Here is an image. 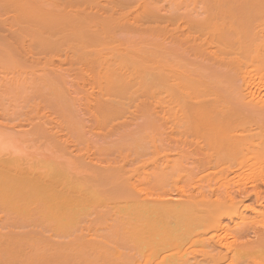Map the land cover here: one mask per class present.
<instances>
[{
    "label": "bare ground",
    "instance_id": "bare-ground-1",
    "mask_svg": "<svg viewBox=\"0 0 264 264\" xmlns=\"http://www.w3.org/2000/svg\"><path fill=\"white\" fill-rule=\"evenodd\" d=\"M10 1H12L11 4L14 1H21V4L18 3L19 6L17 7L14 5L15 9L10 2L7 3L4 0V3L0 2V8L3 6L4 9L9 8V11L12 9L16 11L14 12L17 15L12 11L11 14L14 13L12 17H8L10 19L7 18L9 22L12 23L13 21L14 23L17 20H15L17 18L15 16H18L19 13L24 20L30 21L34 25V36L38 37H35L36 39L33 38L40 42L31 46L35 48L32 53L36 50L35 55L39 49L36 46H40V44L42 47H44V44L45 47L46 45L50 46L49 48L54 49V51L59 48L57 49L59 54L61 50H64L63 47H60V44L69 41V44L66 43L68 47H65V49H68V52L71 48L73 49L70 50L72 54L69 52L71 60L74 57V62L77 64L79 62L81 64L83 60V63L85 61V65L91 68L88 65L89 63L86 64V62L91 60L88 58L90 56L88 54L92 55V50L94 52V49H100V51L98 50L97 52L96 50L94 52V56L97 55L94 60L92 59L91 63L92 66H98L99 69H96L97 77L93 74L95 72H92L93 79L96 78V81L90 80L91 82L93 81L92 83H100H96L99 86H97L99 90L105 87L106 92L103 90L105 88L101 89L105 95L107 93L109 95L110 93L112 94L111 91L115 93V91L120 90L121 92L117 91L115 93V97L117 94L124 96L126 92L131 91L132 86L134 87L135 80L139 85L147 82V80L154 84V87L151 86L150 89L151 84L145 83V86L150 84L149 87L146 86V89H150V94L154 95L153 98L155 97L152 100L154 105L152 104L150 108V111H153L150 112V114L153 113L150 115V117L153 116L151 117V119L153 118L152 122L148 120L149 123L146 121L144 124L147 118L150 119L149 111L146 113V109H148V106H146V109L144 108L143 110V112L146 110L144 112L146 115L139 110L140 113L142 112V118H146L142 124L136 121L135 124L128 123L129 127H127L128 124L122 122L123 124L117 127L120 128L126 125V130L121 132V134H116V137L99 138L100 142L96 145L97 147L95 146V149L96 153L105 151L111 146H116L117 149L120 146L121 148L126 146L128 149L130 146L132 148L130 150L137 149V136L139 137L142 133L137 134L146 125L150 126L154 132L153 143L155 152L154 157L151 158L154 159V161L152 160L154 164H151L154 169L151 175L154 176L152 177L154 181L156 180L154 187L158 188L157 190H152L151 193L148 191V194L142 193L143 191L140 192L141 190L139 189V191L138 188L136 189L135 187H138L137 183L140 180L145 181V179L151 178V176L147 178L148 173L141 172L138 168L133 167L134 169L131 168V171H129L130 169L125 170L126 168L124 169L120 165H100L94 161L92 154L72 155L68 145H60L63 143L61 138L64 136L63 133L66 126H63L57 119L53 120V122L49 121L53 123L52 125L33 123L30 127L20 131H15L0 121V232L2 228L4 230L0 234V244L10 242L14 245L35 247L40 252L38 257L39 264H264V88L262 91L258 90V85L262 84H259V81L254 78V80H249V77L253 75L264 77V0H211V2L208 0V4L204 2V5L207 4L208 6H205V9L200 11L201 13L193 16L189 13H180L176 8H161L162 6L156 5L155 2L153 3L155 5H153L152 2L154 0H148L152 5H148L149 2L147 0L145 2L144 0H138V2L133 0L137 2L136 4L132 3L133 6L130 3L133 1L127 0L130 3L127 2L128 7L132 10L135 9L134 12L126 7L125 0L122 1L123 4L118 2L119 0L106 1V4H110L108 2L112 1L111 4L113 6L116 2L117 7H113L111 4L109 6L106 5L104 4L105 1L103 2L104 5H101L99 4L101 0H93V3L95 2L94 5L91 4L92 0H45L48 2L42 0L46 5L53 6L52 10L51 8H45L47 6L43 5L44 3L41 0ZM61 1H65L63 3L65 6L60 7L56 11L54 8L60 6L57 5L59 2L62 5ZM139 1L147 4L148 14L146 13V17L151 15V17L147 18H152L154 23L151 29L140 28L138 30V25L135 26L137 29L135 27L134 29L138 30L137 32L142 31V34H145L144 32L147 30H151L152 33L150 34L153 36L154 47L151 51L150 49H148L149 51L144 49L145 52L143 50L136 52L138 49H134L135 56H131L128 51H123L125 50L122 49L123 46L121 45L123 41L120 43L118 41L119 38L116 39L115 34H119L117 35L118 37L121 35L119 26L125 27L131 25L134 21L136 22V20L140 21L135 18L138 13L139 17L142 15L139 9L142 3L140 2L141 4L138 6ZM15 2L14 4H16ZM55 2L58 3L56 4ZM87 2H91L89 4L90 6L93 5L92 8H95V10L89 12L88 10H91L90 7V9H86V13L85 8H89ZM84 3L87 5L85 4L86 6H83V9L81 5ZM118 5L122 10L118 8ZM12 6L13 8L11 9ZM66 6L70 8L75 6V8L67 10ZM136 6H138V9H136ZM155 6H160V8ZM3 7V11H0L6 12ZM113 8H115L114 10L119 9V12H127L128 10L127 13L129 15V11L133 12L131 20L129 19L131 15H128V17L124 15L126 12L124 14L120 12L119 16L116 12L118 10L114 11ZM136 10H138V13L135 16ZM112 14H116L115 17L118 15L119 19L124 16L122 18L123 21L120 19L121 22H118L119 26L117 24L118 18L117 21H114V18L113 21H109V18L113 17ZM54 16H59L60 18H53ZM143 16L145 17V15H142V21L144 20ZM78 17H82V19L87 17L88 21L87 19L84 20L89 24L83 23L86 21H82ZM103 18L106 19L104 20ZM132 18L135 20L133 21ZM2 19L0 22L6 23L7 19ZM76 19H79L80 22L82 21V25L80 22L78 24L73 23L72 20L76 22ZM97 19H101L100 21L104 24H106L105 21L107 19L111 23L115 22L117 25H113H116L119 29L116 27L113 29V26L109 23L106 26L107 28L110 27V29L103 30L105 26L102 29L101 25L103 23L100 21L98 23ZM144 22L146 23V21ZM3 23L1 25L6 27V29L10 25L6 23L8 25L5 26ZM23 23L28 25L25 21ZM85 24H88V26L91 24L96 27L90 25L89 28H92L93 32L91 30H89L91 32H88L89 28L84 27ZM12 25L17 26L19 24H11V28ZM78 25H81V27L79 26L76 29ZM21 26L23 25H19L18 28L20 29ZM29 26L31 27V25ZM64 27L65 29L68 28L67 32L64 29L66 34L62 29ZM97 27L101 29L94 31V28L96 29ZM46 28L48 30L50 28L52 35L49 34L50 30L48 31ZM85 28L92 35L88 39L92 40H90L91 43L94 41L92 46H95L92 47L93 49L90 47L92 50L88 46L87 48L90 50H87L89 52H87L86 46L90 41L88 40V42L87 39H84L86 43L83 40L84 37H81L82 39L79 37L78 32L77 34L72 31L73 34L77 35H74V38L72 37L73 35L69 39L65 36L68 33L70 37L69 29L79 30L80 32V30L82 31ZM115 28L118 33L114 32L117 31ZM128 29L123 32L126 34L132 31L133 28L129 29V31ZM0 30V33H2L4 29ZM45 30L49 33H44ZM86 31L84 32L85 38L88 36ZM10 33L14 35V32L10 31ZM108 33L113 34L111 35L113 36L111 41ZM5 34L3 35L5 36ZM61 34L68 41L65 38L63 41ZM47 35L50 39L54 37V42L45 39L46 37L49 38ZM122 35L124 34L122 33ZM15 36L12 37L19 40V37L16 38L17 36ZM13 38L9 40L13 41ZM34 40L32 39V44L35 42ZM59 40H62L60 44ZM14 41L13 45L17 42V47H20V41ZM0 42L2 45L3 41ZM96 42L101 48H98ZM4 43L2 45L3 50L11 42H7L8 45L6 47ZM83 43L86 44L85 47ZM118 43L122 46L121 49L117 48L119 47ZM66 44L64 43V45ZM151 44L148 45L151 46ZM55 45L58 47H55ZM74 45H77L76 50ZM19 47L17 50H19ZM78 47L82 50L78 51ZM14 49L13 51H16ZM27 50L24 45V53ZM46 50L48 53L47 47ZM4 51L6 52L7 50L5 49ZM38 51H41V49ZM5 52L3 53L0 50V58L7 57V52ZM9 52L10 50L8 55L11 56ZM16 52L18 54V51ZM46 52L45 55H42L45 60ZM24 53L21 58L27 57V53ZM136 53L138 54L136 55ZM17 54L14 53L15 56ZM55 54L53 52V56ZM64 54L62 55L64 56ZM76 54L83 55L81 57H85L84 59L88 60L82 59L79 55H77V58ZM2 55L4 56L2 57ZM63 56L62 59H64ZM140 56L152 59L153 64L151 66L153 69L151 66V68L147 67L148 70H151H149L150 72L153 71L151 75L146 70L147 68L144 65L146 63H144L142 58L140 59ZM32 57L35 58V56ZM36 57L38 58V56ZM75 57L77 59L80 57L81 61H77ZM28 58H30L29 55ZM28 58H24V60ZM9 59L7 57V60ZM48 60H51V57ZM60 63H62V60ZM38 64L40 65V63ZM51 65L53 66L54 64ZM27 66L28 68L30 67L29 65ZM50 68L53 70L55 67ZM93 68L95 69V67ZM55 69L58 70V67ZM59 69H63L62 64ZM76 69L78 68L75 67ZM102 69L103 71H100ZM44 71H41L42 75ZM48 71L50 72V69L45 71L47 76ZM39 72L37 73L40 74ZM98 72L99 75L103 72L106 74H103L104 77L107 78L105 80L101 78L103 75L98 77ZM145 72L148 75L147 77L144 76ZM31 75L34 76L33 74ZM52 75L55 74L52 72ZM52 75L51 80L56 77ZM138 77L142 82L138 80ZM143 77L146 78V81H144L145 78ZM41 78H39L40 83L35 80L38 82H35V84L41 85V82L44 81V78L42 81ZM64 79L62 78L61 80ZM100 79L105 83L102 84L103 82ZM51 80L45 79V82L48 81L49 84ZM61 80L57 82L60 84ZM108 80L110 81L108 82ZM9 81L11 80L9 79ZM9 81L8 83H10ZM64 81L66 82L67 80ZM140 86L144 85L141 84ZM83 87L85 88V85ZM126 88L129 89L125 90ZM46 90V93L51 94V89H49V92L48 89ZM102 91H99V93ZM26 93L29 94L28 92ZM57 94L58 92L53 93L51 96H58ZM59 94L63 95L62 92ZM25 95L24 97H26ZM105 95V99L101 98L104 102L107 97ZM121 95H119L120 99L123 100L125 98V101L129 99L126 96L122 98ZM46 96L48 97V95ZM130 96L132 97L133 95ZM21 97H23V94ZM58 97H55V99ZM115 97L112 98L114 99ZM119 97L117 96L118 99ZM108 98H111V96H108ZM60 99L64 101L62 96L59 101ZM56 100V103L60 105L58 99ZM63 101L60 103L62 106L65 103V111L69 104H67V101H64V103ZM115 101L116 104H119L117 102L119 100ZM109 102L112 104L111 101ZM109 104H107L108 107L111 105ZM116 104L113 105V108L117 106ZM136 107L139 108L138 106ZM124 108L127 107H123L121 111H124L125 114ZM57 109L61 110L60 107ZM96 109H98V105ZM115 109V113L110 111L111 115L109 113L106 114L108 112L107 109L106 112L103 111V114L100 110V117L107 115L109 116L108 118L105 117L106 119L115 117L117 110L120 111V108ZM67 111L69 112V110ZM121 111L118 113L119 115ZM139 117V119H142L141 116ZM134 118L136 119V117ZM144 144L146 143L144 142ZM109 149L111 150V148ZM112 152L116 151L113 149ZM180 169L188 171L185 172L183 170L187 175L186 179L189 178L195 184L197 182L199 184L192 189L190 188L191 190L188 187V191L184 186V189H182L183 187L178 189L179 187H176V183L174 184L173 180L169 178H172V176L169 175L172 174L173 170ZM177 178L179 179L176 175L175 182ZM190 180H187L189 184L192 183ZM154 181L152 180L153 183ZM184 184L186 185V183ZM195 184L192 185L194 186ZM181 189L187 192L182 191L183 193H181ZM100 205L104 208L102 212H106V215H109L112 220L110 223L112 226L110 237H90V235L83 233L74 235V238L69 239L54 237V235H58L57 231L62 229V227L69 226L72 222L71 219L83 213L85 214L87 210ZM221 211L225 213L223 214ZM246 211H249V213ZM108 227L110 230V226ZM16 228L17 230H15ZM44 229L46 232L50 230L51 236ZM42 231L47 235L43 236ZM52 231L54 232L52 233ZM28 235L36 236L37 238L30 240L26 238ZM94 235L96 234L94 233ZM229 238L234 239L230 241ZM62 250H65L66 253L61 252Z\"/></svg>",
    "mask_w": 264,
    "mask_h": 264
},
{
    "label": "rangeland",
    "instance_id": "rangeland-1",
    "mask_svg": "<svg viewBox=\"0 0 264 264\" xmlns=\"http://www.w3.org/2000/svg\"><path fill=\"white\" fill-rule=\"evenodd\" d=\"M3 1V2H2ZM0 0V2L1 3H4V0ZM42 1V0H41ZM45 1V0H44ZM89 1V0H88ZM97 1V0H96ZM100 1V0H99ZM105 1V3L104 4H106L107 2L106 1H108V0H101V3H99V4H101V5H104L103 4V2ZM113 1V0H112ZM112 1L111 2H108V3H112ZM116 1V0H115ZM114 1V2H115ZM118 1V0H117ZM122 1H124V0H119L118 2H122ZM129 1V0H128ZM127 0H125V4L127 5L126 7L127 8H129L128 6V2ZM131 1V0H130ZM133 1V0H132ZM148 1V0H147ZM146 1V2H147ZM210 2H211V0H209ZM6 2L7 3H9L10 2V4H11V2L12 1H10V0H6ZM15 2V1H14ZM14 2H13V4H11V5H16V7L17 6H19V4H21V1H16L15 3L16 4H14ZM43 2V1H42ZM45 2H48V1H45ZM65 1H61V3H62V5L61 4H59L58 2V4L57 5H60V6H58V7H55L54 9L57 11L58 9H60V7H63V6H65L63 3H64ZM84 2H86V1H84ZM128 2V3H127ZM137 2H138V0H137ZM136 1H133V2H130L131 4L132 3H134V4H136L137 3ZM142 3V6H141V8L139 7V9H140V11H141V13H142V15H145V17H144V20L142 21V19H141V17H142V15L139 17L138 15H139V13H138V10H136L135 11V16H136V14L138 13V15L135 17V18H138L140 21H137L136 20V22L134 21L135 19H133L132 18V20L135 22H133V21H130V22H133V23H131V25H129V26H125L126 27V29H124L123 30V28H125L124 26H119V24H118V22H121V20H122V18L124 17V16H122L123 14H124V12H126V11H124V12H122V11H120L121 13H123L121 16V20L119 19V17H115V15L118 13H120L119 12V5H118V8L119 9H116V10H118V11H116V10H114L115 8H113V10L114 11H116L117 13L114 15V14H112V18H109V21H113V18H114V21L116 20L117 21V18H118V21H117V24H118V26L120 27V30H119V33L122 35V33L125 35H120L119 37L117 36V35H119V34H115L116 35V39H118V41L121 43V41H123V43L121 44L122 46H123V48H122V46H120V44L118 43V45H119V47H117V48H122V49H125V50H123V51H128V54L129 55H131V56H135L134 54H135V50L134 49H138V50H136V52H138V51H141V50H143L144 51V49L145 50H148V49H150V51H151V49L153 50V45H154V40H153V36H151V34L150 33H152L151 32V30H147V31H145L144 33L145 34H142L143 32L142 31H139V32H137L140 28H142V29H144V28H148V29H151V27H152V25H153V19L152 18H147V17H151V15L150 16H147L146 17V15L148 14L147 13V4L145 3V4H143V2L142 1H139V5L138 6H140V4ZM144 2H145V0H144ZM149 2V1H148ZM152 2V1H151ZM156 3V5L158 4V5H161L162 7L161 8H176L177 10H178V12H180V13H189L190 15H195V14H197V13H201L200 11H203L204 9H205V6H208L207 4V2H208V0H154L153 2H152V4L153 3ZM204 2L205 3H207L206 5H204ZM19 3V4H18ZM44 3V2H43ZM88 3V2H87ZM89 3H91V2H89ZM88 3V6H89V8L87 7V8H85V12L87 13V10L86 9H90V7H91V10H88L89 12L90 11H92V10H95V8L93 9L92 8V6L95 4V2L93 3V0H92V3L91 4H93V5H91L90 6V4ZM129 3V4H130ZM9 4V5H10ZM56 4H55V6H56ZM80 4H82V3H80ZM86 3H84L83 5H81L82 6V8L84 9V7L83 6H86L85 5ZM110 4H106V5H110ZM119 4V3H118ZM122 4H123V2H122ZM121 4V5H122ZM124 4V5H125ZM149 4H151L150 2L148 3V5ZM151 4V5H152ZM6 6H7V4H5ZM4 5V6H5ZM8 5V6H9ZM10 5V6H11ZM43 5H45V6H47V7H45V8H47V9H49V8H51V10H52V7H50L49 5H46V3H44ZM112 6H113V4H111ZM117 4H116V2H115V5L113 6V7H115ZM153 5H155V4H153ZM1 6V5H0ZM5 6V7H6ZM13 6L11 7V9L13 8ZM112 6H110V7H112ZM123 6V5H122ZM132 6H133V4H132ZM138 6H136V9H138L137 7ZM3 7V6H2ZM2 7L0 8V10H2ZM16 7L14 6V8L16 9ZM117 7V6H116ZM121 7V6H120ZM156 7V6H155ZM157 7H159L160 8V6H157ZM156 7V8H157ZM66 8H67V10H71L72 8L74 9L75 8V6H73L72 8H70V7H67L66 6ZM69 8V9H68ZM82 8H80V9H82ZM127 8H126V10H127ZM132 8H134V7H132ZM147 8V9H146ZM151 8V7H150ZM153 8V7H152ZM155 8V9H156ZM207 8V7H206ZM3 9H4V7H3ZM155 9H151V10H155ZM55 10H53V11H55ZM112 10V11H113ZM120 10H122V9H120ZM129 10H131V11H133L134 12V10L135 9H130L129 8ZM3 11V10H2ZM4 11H6V12H1L0 11V20L3 18H8V17H12V15L16 12L15 10V12L13 11V9L11 10V11H9V8H7V9H4ZM8 11V12H7ZM12 11L14 12L13 14H11L12 13ZM113 11V12H114ZM131 11H129V13H130V15L127 13L128 12V10H127V12H126V14H124L125 16H130V20H131V17H132V13L133 12H131ZM149 12H150V10H149ZM147 13V14H146ZM153 13V12H152ZM151 13V14H152ZM16 14V13H15ZM55 14V13H54ZM8 15V16H7ZM17 15V14H16ZM15 16V15H14ZM83 16V15H82ZM119 16H120V14H119ZM128 16V17H129ZM15 17H17V18H15ZM14 18H15V20L17 21H14V23H13V21H12V23L11 22H9V20L8 19H10V18H8L7 19V21H6V23H8V24H10V25H8L9 27H7V29H6V27H3V25H1V27H0V29H4V30H2V33H0V38H2L0 41H3V43H4V41H6V43H4V45H5V47L8 45V43L9 42H11L10 44H11V46H10V44L6 47V48H4V50L6 49L7 51V53L3 50V43H2V45H1V42H0V50L4 53H6V55H7V57H9L10 59V61H11V63H10V61L9 60H7V57L5 56L4 58H0V121L3 123V124H6L7 125V127H11V128H13L15 131H20V130H22V129H25V128H28V127H30L33 123H43V124H45V125H48V124H53V123H50L49 121H52L53 122V120H55V119H57V120H59L60 122H61V124L63 125V126H66V129H65V131H64V136H62V138H61V140H63V143H61L60 145H68L69 147H70V149H71V154L72 155H86V154H89V155H91V156H93L94 157V161L97 163V164H100V165H105V166H115V165H120V166H122V168L124 167V169L125 170H128V169H130L129 171H131V168H138L141 172L143 171L144 173H148V176H147V178H149L150 176H151V178H149V179H145V181L144 180H140L138 183H137V186L138 187H135L136 189L138 188V190L140 191V192H142V193H146V194H148L147 192L148 191H150L149 193H151V191L152 190H157V188L158 187H154V185H155V181H154V179L152 178V177H154L153 175H151V172L154 170L152 167H153V165H151V164H154V162H152V160L154 161V159H151V158H153L154 157V155H155V152H154V139H153V137H154V132L152 131V128H150V126H148V125H146V126H148L147 128H145V127H143V130H141V131H139L140 133H138L137 135H139V134H141V135H139V137L137 136V138H138V140H137V142H136V148L137 149H134V150H130V149H132L129 145V149L128 148H126V146H125V148H124V146H123V148H121V146L119 147V148H121V149H119V152H118V149L116 148V146H111V147H109V148H111V150L113 151V149H114V151H116V152H112L109 148L108 149H106L105 151L103 150L102 152H98V153H96V149H95V146L96 145H98V143L100 142V140H99V138L101 139L102 137H116L117 135L116 134H121V132H123L124 130H126L125 129V126L124 127H120V128H118L117 126H120V124H123L122 122H124V123H129V124H131V123H133V124H135L136 123V121H137V123H139L140 122V124H142V122H143V120H145L146 118L145 117H143L142 118V112H143V110H144V108L146 107V106H148L147 108L148 109H146L145 111H146V113L148 112V114H149V117H150V115H152V114H150V112H153V111H150V108H151V106H152V104L154 103L152 100H154L155 99V97L153 98V94L151 95L150 94V89H151V86H153L154 87V84L153 83H150V81L148 82V80H147V82L148 83H150L149 85H150V87H149V85L147 86V87H149L148 89L149 90H147L146 89V86H145V83L146 84H148L147 82H144V81H146V78L145 77H143V78H145L144 79V83H140V85L142 84V85H144V86H140L139 84H137L136 82V80L134 81L135 83L133 84L134 85V87L132 86V89H134V90H132L131 89V91L129 92H126V95H124V96H126L127 98H129V99H127V101H125V98L122 100V99H120V97H119V95H121V94H117V96L119 97V99L117 98V96L115 97V93L117 92V91H120V90H117V91H115V93H113L114 91H111L112 92V94L110 93V95H109V93H107L106 95H105V93L101 90V89H103V88H105V87H102V88H100V90H99V86L98 85H96V83H98V84H100L99 82H94V83H92L94 80L96 81V78L95 79H93L94 77H93V74H94V76H96V74H97V70H99L98 69V66H92L91 65V63H92V61L94 60V58H95V56L97 55H95L94 56V52H96V50H97V52H98V50L100 51V49H94V52H93V48L92 47H95V46H92V45H94L93 43H94V41H93V43H91V41L88 39L89 38V36L91 35V34H89L88 32H93V29L92 28H89L90 27V25L88 26V18L87 17H83L84 19H87V21L86 20H84V19H82V17H80L81 19H82V21L84 20V21H86V22H83V23H88V24H85V26L84 27H86L87 29H88V32L86 31V28L84 29L86 32H87V34H88V36H87V38H85L86 37V35L84 36V30H80V32H79V30L77 31H74L73 29L72 30H70L69 29V34L71 33V35H70V37H69V35H68V33H67V35H65L66 34V32H67V30H68V28L67 29H65V27L64 28H62L63 29V31H64V29L66 30V32H65V36H67V38L69 39V38H71V36L74 38V35L75 34H73V32H75V33H77L78 35H79V37L81 38V37H84L83 38V40L85 39H87V41L89 40L90 41V43H91V46H90V43H88L87 44V46H86V50L88 49L87 47L89 46V48L92 50L91 52L93 53L92 55L91 54H88V55H90L88 58H90L91 60V62L90 61H88V62H86V64L87 63H89L88 65H90L91 66V68L90 67H87V65H85V61H84V63H83V60L81 61L80 59L82 58V59H84L83 57H81V56H83L84 55V53H86V52H84V53H82L83 55H79V54H76V57L78 58V56L77 55H79L80 57H79V59H77L76 57V59H77V61H81V64H80V62H79V64H77L76 62H74V57H73V60H71L72 58L70 57V55L72 54V51H70L69 50V52H71V54H69V52H68V49H65V47H68L67 46V44L66 43H68L69 41L67 40V38H65L64 36H62V34H61V36L63 37L62 38V40L64 41L65 39H66V41H68V42H64L66 45H64V43L62 42V44H60L61 43V41L62 40H59V44L61 45L60 47H63L64 48V50H61L60 51V53L58 54L57 52L59 51V50H57V49H59V48H57L55 51H54V49H50L49 47L50 46H47L46 45V47H47V49H48V53L46 52L47 50H46V47H45V44H44V47H42V45L40 44V46H36V47H39V49L38 50H40L41 49V51H38L37 50V52L38 53H40V54H38V53H36V55H35V52H36V50L32 53V51H33V49H35V48H33V47H31L32 45L34 46V44L36 45L37 43L39 44L40 42H38V40L36 41V40H34V38L35 37H38V36H34V31H35V29H33V28H35L34 27V25L33 24H31L30 23V21L28 22L27 20H24L23 18H22V16L18 13V16H15ZM57 17V16H56ZM55 16L53 17V18H56ZM59 17V16H58ZM57 17V18H58ZM14 18H13V20H14ZM18 18H19V20H18ZM60 18V17H59ZM79 18V17H78ZM79 18V19H80ZM116 18V19H115ZM2 19V20H3ZM62 19V18H61ZM79 19L77 20L76 19V22H74V20H72L73 21V23H76V24H78V22H80L79 21ZM80 19V20H81ZM104 20L106 19V18H103ZM102 19V20H103ZM111 19V20H110ZM146 19V20H145ZM12 20V19H11ZM10 20V21H11ZM25 21L26 22V24H28V25H25V23H23V21ZM60 20V19H59ZM98 20V19H97ZM96 20V21H97ZM101 20V19H100ZM100 20H98V23H99V21ZM103 20V21H104ZM108 20V19H107ZM105 21V23L106 24H104L102 21H100V22H102L103 23V25H101V28L103 29V27H104V29L103 30H105V29H110V27L109 28H107V24H111L112 26H113V29H114V27H116L117 29H119V27H117L116 25V23L115 22H113V23H111V22H109V21ZM120 20V21H119ZM153 20V21H152ZM21 21V22H20ZM63 21H64V19H63ZM81 21V22H82ZM93 21H95V20H93ZM123 21V20H122ZM143 23H142V22ZM144 21H146V23L144 22ZM151 21V22H150ZM20 22V23H19ZM28 22V23H27ZM80 22V24L82 25V23ZM91 22V21H90ZM140 22V23H139ZM6 23L4 22L3 24L5 25V26H7L6 25ZM17 23L19 24V25H23V26H21L20 27V29L18 28L19 27V25H17ZM22 23V24H21ZM30 23V24H29ZM101 23V24H102ZM11 24H16L17 26H14V25H12V28L10 27L11 26ZM70 24V23H69ZM113 24H116V25H113ZM135 24V25H134ZM145 24V25H144ZM29 25H31V27L29 26ZM71 25V24H70ZM81 25H78L77 26V28L76 29H78V27L80 26L81 27ZM110 25V26H111ZM133 25V26H132ZM138 25V30H135L134 29V27L135 26H137ZM141 25V26H140ZM15 28H14V27ZM29 26V27H28ZM92 26V25H91ZM99 26V25H98ZM111 26V27H112ZM143 26H145V27H143ZM147 26V27H146ZM3 27V28H2ZM74 27V26H73ZM84 27H82V28H84ZM92 27H96V26H92ZM100 27V26H99ZM128 27H130L129 29H132V31H129V29H128ZM10 28V29H9ZM17 28H18V30H17ZM82 28H80V29H82ZM100 28V29H101ZM115 28V29H116ZM136 28V27H135ZM47 30H48V28H46ZM99 28L97 27L96 29L94 28V31H99L98 30ZM116 29V30H117ZM127 29H128V33H126L125 34V32L127 31ZM137 29V28H136ZM7 30H9V31H7ZM14 30V31H13ZM33 30V31H32ZM49 30H50V28H49ZM48 30V31H49ZM89 30H91V31H89ZM1 31V30H0ZM10 31L14 34V35H16L15 37L16 38H18L19 37V40H17V39H14L13 37H14V35H11V33H10ZM19 31V32H18ZM46 32V30H45V32L44 33H49V32ZM73 31V32H72ZM122 33H121V32ZM123 31H125V32H123ZM60 32H62V31H60ZM59 32V33H60ZM82 32V33H81ZM114 32H117L118 33V30L117 31H114ZM132 32H133V34H132ZM137 32V33H136ZM141 32V33H140ZM6 33V34H5ZM3 34H5V36L3 35ZM10 34V35H9ZM49 34H51L52 35V33H51V30H50V33ZM82 34H83V36H82ZM93 34V33H92ZM136 34H138L137 36H136ZM3 35V36H2ZM8 35V36H7ZM41 35H43V34H41ZM55 35V34H54ZM53 35V36H54ZM60 35V34H59ZM108 35H110V37H111V39H110V41L112 40V38H113V36H111V35H113V34H111V33H108ZM127 35V36H126ZM132 35H134V36H132ZM13 36V37H12ZM48 36V35H47ZM75 36H77V35H75ZM92 36V35H91ZM151 36V37H150ZM8 37V38H7ZM34 37V38H33ZM44 37H45V34H44ZM49 37V36H48ZM121 37V38H120ZM147 37V38H146ZM149 37V38H148ZM4 38V39H3ZM6 38H7V40H6ZM14 39L15 41H20V43H19V45H20V47H19V50H17L18 49V47H17V45L18 44H16V46H15V44L13 45V41L11 40H9V39ZM42 38V37H41ZM58 38H59V36H58ZM65 38V39H64ZM109 38V37H108ZM152 38V39H151ZM32 39L35 41V42H33V44H32ZM36 39V38H35ZM45 39H47V40H54V37L52 38V39H50V37L49 38H45ZM59 39H61V37L59 38ZM82 39V38H81ZM141 39V40H140ZM56 40H57V36H56ZM55 40V41H56ZM84 40V41H85ZM132 40V41H131ZM14 41V42H15ZM58 41V40H57ZM56 41V42H57ZM88 41V42H89ZM148 41V42H147ZM8 42V43H7ZM54 42V41H53ZM86 42V41H85ZM84 42V43H85ZM132 42V43H131ZM134 42V43H133ZM150 42V43H149ZM42 43V42H41ZM83 43V44H84ZM87 43V42H86ZM98 42H96V44H97ZM150 45L151 43V46H149L148 44ZM43 44V43H42ZM69 44V43H68ZM95 44V45H96ZM114 44V43H113ZM138 44V45H137ZM26 46V50L27 51H25V53H24V51H23V46ZM64 45V46H63ZM72 45V44H71ZM85 45L86 44H84V47H85ZM115 45H116V41H115ZM133 45V47H131ZM137 47H136V46ZM13 46H15V47H13ZM57 45H55V47H56ZM70 46V45H69ZM75 46V50H76V46L77 45H74ZM97 46H98V44H97ZM96 46V47H97ZM136 48H135V47ZM139 46V47H138ZM144 46V47H143ZM147 46H148V48H147ZM12 49H14V50H16V51H18V54H17V52L16 51H13V49L11 50L10 48ZM58 47V46H57ZM100 46H98V48H99ZM150 47V48H149ZM2 48V49H1ZM42 48H43V51H42ZM53 48V47H52ZM62 48V49H63ZM81 48H83V47H81ZM101 48V47H100ZM143 48V49H142ZM147 48V49H146ZM10 50V52L12 51V53H10L9 52V54H11V56L10 55H8V51ZM29 49H31L30 50V52H28L29 51ZM37 49V48H36ZM61 49V48H60ZM85 49V48H84ZM90 49H88V50H90ZM50 50H52V51H50ZM65 50H67V51H65ZM73 50V49H72ZM78 51L79 50H82V49H79V47H78V49H77ZM87 50V52H89ZM63 51H64V53H63ZM85 51V50H84ZM149 51V50H148ZM45 52H46V54L48 55H46L45 56V58H46V60L44 59V56L42 57V55H45ZM50 52H51V54H50ZM53 52H54V56H53ZM61 52H62V54H64V56L61 54ZM74 52V51H73ZM82 52V51H81ZM90 52V53H91ZM145 52V51H144ZM147 52V51H146ZM14 53H16L17 55L15 56L14 55ZM23 53L24 54H26V56L27 57H23V58H21L22 57V55H23ZM31 53V54H30ZM76 53V52H75ZM149 53V52H148ZM1 54V53H0ZM50 54V55H49ZM58 54V55H57ZM74 54V53H73ZM138 53H136V55H137ZM141 54H143V53H141ZM15 56V58H14V56ZM19 55H20V57H19ZM28 55L30 56V58H28ZM69 55V56H68ZM4 55H2V57H3ZM24 56V55H23ZM32 56H35V58H33ZM36 56H38V58L36 57ZM40 56V57H39ZM57 56V57H56ZM62 56L64 57V59H62ZM75 56V55H74ZM98 56H99V54H98ZM42 57V58H41ZM49 57H51V60H48V58ZM52 57H54L53 59H52ZM58 57H59V59H58ZM60 57H61V59H60ZM143 56H140V59L142 58ZM21 58V59H20ZM24 58H28V59H25L24 60ZM55 58H57V59H55ZM87 58V57H86ZM16 59V60H15ZM17 59H19V60H17ZM36 59V60H35ZM37 59H39V60H37ZM42 59V60H41ZM44 59V60H43ZM70 59V60H69ZM93 59V60H92ZM143 59V61H144V63H146V64H144L145 65V67L147 68V67H150L153 63H152V59L150 60L149 58H142ZM22 60V61H21ZM24 60V61H23ZM29 60V61H28ZM31 60V61H30ZM54 60H55V62H54ZM57 60V61H56ZM61 60H62V63H60L61 62ZM84 60H86V59H84ZM88 60V59H87ZM86 60V61H87ZM9 61V63H7ZM28 61V62H27ZM40 61V62H39ZM76 61V60H75ZM21 62V63H20ZM24 62V63H23ZM30 62V63H29ZM42 62H46V63H42ZM50 62V63H49ZM59 62V63H58ZM70 62H71V64H70ZM28 63V64H27ZM38 63H40V65L38 64ZM60 66H58L57 64ZM74 63V64H73ZM141 63H142V60H141ZM18 64V65H17ZM24 64V65H23ZM48 64V65H47ZM51 64H54V65H56V66H52ZM61 64H62V68L63 69H59V68H61ZM65 64V65H64ZM69 64H70V66H69ZM72 64H73V66H72ZM142 64V65H143ZM22 65V66H21ZM27 65H29L30 67L28 68V66ZM44 65H45V67H44ZM74 65H75V67L76 68H78V69H76L75 70V67H74ZM76 65H78V66H76ZM143 65V66H144ZM24 66H26V67H24ZM42 66H43V68L45 69V68H47L46 70H48V69H50V72L52 71L53 72V74H55V75H52V72H51V74H50V72L48 71V76H47V73L45 74V71H44V69L42 68ZM72 66V67H71ZM81 66V67H80ZM83 66H85V67H83ZM32 67V68H31ZM50 67H55V68H57L58 67V70L57 69H55V68H53V70H51V68ZM93 67H95V69L93 68ZM152 67V66H151ZM150 67V68H151ZM37 68V69H36ZM41 69V71H44L43 72V75L41 74L42 72L40 71V69ZM68 68H70L71 69V71H70V69H68ZM73 68H74V70H73ZM83 68V69H82ZM89 68V69H88ZM242 68V67H241ZM21 69H22V71H21ZM43 69V70H42ZM66 69H67V71H66ZM82 69V70H81ZM85 69H87V71H85ZM94 71H93V70ZM97 69V70H96ZM101 69V68H100ZM152 69H153V67H152ZM35 70V71H34ZM56 70V71H55ZM62 70V71H61ZM79 70H81L80 72H81V74H80V72H79ZM146 70H148V68L146 69ZM150 70V69H149ZM148 70V73L151 71H149ZM237 70V69H236ZM239 70V69H238ZM32 71V72H31ZM40 71V72H39ZM70 71V72H69ZM100 71H103V69L102 70H100ZM99 71V72H100ZM21 74H19V73ZM35 72H36V74H38L37 72H39L40 74H38L39 76H41V77H39L38 75H36L35 74ZM56 72H57V74H56ZM59 72V73H58ZM74 72H76V73H74ZM84 72V73H83ZM87 72V73H86ZM92 72H95V73H93L92 74ZM99 72H98V75H99ZM153 72V71H152ZM152 72H150V74L149 75H151L152 74ZM66 73H68V74H66ZM92 74V76H90L91 74ZM18 74H19V76H18ZM31 74H35L36 75V77H35V75L34 76H32ZM64 74H66V75H63ZM76 74H77V76H76ZM85 74V75H84ZM89 74V75H88ZM104 73L102 72L100 75H103ZM51 75L52 76H56L54 79H52L51 80ZM58 75V76H57ZM100 75L98 76V77H100ZM104 75H106V74H104ZM104 75H103V77L101 76V78H103L104 80L107 78H105L104 77ZM60 76V77H59ZM87 76H89V77H87ZM144 76H148L147 74H146V72L144 73ZM253 76H255V77H253ZM252 77H249V80H254V79H256V81L258 80L259 82V84H262L263 85V78H261V77H259L260 75H253ZM19 77V78H18ZM34 78V80H33V78ZM64 77H65V79H64ZM97 77V76H96ZM21 78V79H20ZM32 78V79H31ZM35 78H37V79H35ZM39 78H41V81L43 80V78H44V81L43 82H45V79L46 80H51V81H49L50 83L48 84V81H46L45 83H46V86H47V88H46V86H45V83H43V82H41V85H39V84H35V82H37V81H35V80H38V82L40 81V79ZM57 78H60V79H57ZM64 79V80H67L66 82L64 81V80H61V79ZM88 78V79H87ZM108 78H109V76H108ZM113 78V77H112ZM142 78V77H141ZM254 78V79H253ZM9 79L12 81V82H14V83H12L11 81H9ZM29 79V80H28ZM56 79V80H55ZM86 79V80H85ZM93 80L92 82H91V80ZM148 79V78H147ZM58 80H61V82H60V84L57 82ZM88 80H89V84H88ZM99 80V79H98ZM101 80V79H100ZM111 80V79H110ZM110 80H108V82L110 81ZM138 80H139V77H138ZM262 80V81H261ZM8 81L10 82V83H8ZM28 81V82H27ZM34 81V82H33ZM87 81V82H86ZM102 82V84H104L105 82L103 81V80H101ZM107 81V80H106ZM139 81H141V80H139ZM19 82V83H18ZM37 82V83H38ZM85 82V84H83ZM142 82V81H141ZM7 83V84H6ZM18 85H16V84ZM22 83V84H21ZM27 83V84H26ZM32 83H34V84H32ZM40 83V82H39ZM58 83V84H57ZM65 83V84H64ZM139 83V82H138ZM10 84V86H8ZM14 84V85H13ZM20 84V85H19ZM44 84V86H42ZM53 84V85H52ZM88 84V85H87ZM90 84H93V85H90ZM95 84V85H94ZM33 85V86H32ZM35 85V86H34ZM49 85V86H48ZM50 85H52V86H50ZM61 85H62V87H61ZM85 85V88L83 87ZM262 85H258V87H257V89L258 90H261L262 91V89L264 88V86L262 87ZM17 86V87H16ZM19 86H21V87H19ZM55 86V87H54ZM56 86H58L57 88H56ZM98 86V87H97ZM103 86V85H102ZM106 86H107V84H106ZM110 86V85H109ZM38 87V88H37ZM48 87H50V88H48ZM63 87H64V89H63ZM83 87V88H82ZM131 87V86H130ZM129 87V88H130ZM144 88V89H141V88ZM42 88V89H41ZM60 88V89H59ZM109 88V87H108ZM125 88V87H124ZM128 88V89H129ZM34 89H35V91H34ZM46 89H48V92H49V89H51L50 91H52V92H50L51 94H48V93H46L47 92V90ZM110 89V88H109ZM127 88L125 89V90H128ZM137 89H138V91H137ZM146 89V90H145ZM13 90V91H12ZM63 90V91H62ZM105 92H106V88L105 89H103ZM114 90V89H113ZM139 90H140V92H139ZM143 90V91H142ZM144 90H145V92H144ZM152 90H154L153 88H152ZM15 91V92H14ZM21 91H22V93H21ZM25 92V94H27L26 92H28L29 94H27V95H25L24 94V92ZM46 91V92H45ZM55 91V92H54ZM60 91V92H59ZM99 91H102L101 93L103 94H101V93H99ZM110 91V90H109ZM136 91H137V93H136ZM20 92V93H19ZM58 92V96H56V95H54L53 97L51 96L53 93L55 94V93H57ZM62 92V94L63 95H60L59 93H61ZM121 92V91H120ZM119 92V93H120ZM125 92V91H124ZM135 92V93H134ZM139 92V93H138ZM153 92V91H152ZM20 94V96H19V94ZM65 93H66V95H67V97H66V95H65ZM99 93V94H98ZM127 93H131V94H127ZM153 93H155V92H153ZM22 94H23V97H21L22 96ZM123 94V93H122ZM125 94V93H124ZM24 95L26 96V97H24ZM46 95H48V97L46 96ZM99 95H101V96H99ZM104 95L105 96H111V98L112 97H115L114 99H113V101H114V104H116L115 102V100H119V101H117V102H119V104H116L117 106L118 105H120V106H115L114 108H113V101H112V99L111 98H108L107 99V97H106V100H105V102L102 100V99H105V97H104ZM130 95H133L132 97L130 96ZM61 96H62V99H64V101L66 102L67 101V104H69V106H67V108H66V110L64 111V109H65V103H64V101H63V106L61 105V103H62V101H61V99H60V101H59V98H61ZM122 96V98L124 97L123 95H121ZM134 96H137V97H134ZM29 97V98H28ZM55 97H58V98H56V99H58V101H59V104L60 105H58L57 103H56V99H55ZM99 97V98H98ZM104 97V98H103ZM131 97V98H130ZM21 98H22V100H21ZM24 98V99H23ZM25 98H27L26 100H25ZM102 98V99H101ZM117 98V99H116ZM153 98V99H152ZM55 99V100H54ZM67 99V100H66ZM111 99V100H110ZM26 102H25V101ZM29 102H28V101ZM54 102H53V101ZM133 100V101H132ZM69 101V102H68ZM99 101V103L97 104V102ZM101 101H102V103H101ZM109 101H111L112 102V104L109 102ZM122 101H123V103H122ZM124 101H125V103H124ZM133 102V104H132V102ZM61 102V103H60ZM26 103V104H25ZM103 103H106V104H103ZM111 105H110V104ZM126 103H128L127 105H126ZM66 104V105H67ZM102 104V105H101ZM107 104H109L110 106L108 107V105ZM125 104V105H124ZM71 105V106H70ZM97 105H98V109H96V107H97ZM101 107H100V106ZM104 105V106H103ZM124 105V106H123ZM144 105V106H143ZM154 105V104H153ZM105 106H107V107H105ZM127 107V108H124V110H125V114H124V111H121V109L123 110V107ZM128 106H130V107H128ZM136 106H138L139 108H137ZM60 107V109L62 110H58L57 108H59ZM61 107H64V108H61ZM71 107V108H70ZM112 107V108H111ZM122 107V108H121ZM74 110H73V109ZM103 108V109H102ZM107 109V111L108 112H106V109ZM110 108V109H109ZM115 108H117V109H119L120 108V111H121V113H120V115L118 114L120 111L119 110H117V114H115L114 115V113L116 112L115 110ZM70 109H72V110H70ZM105 109V110H104ZM114 109V110H113ZM153 109V108H152ZM67 110H69V112L67 111ZM99 111V113H98V111ZM100 110H101V112H102V114H103V111H105L106 112V114H110V111H111V113H112V111H114V113H113V115L115 116V117H111L110 119H106V118H108V116L109 115H107V116H102V117H100V115H101V112H100ZM127 110V111H126ZM142 111L141 113H140V111ZM64 111V112H63ZM119 111V112H118ZM144 111V112H145ZM67 112V113H66ZM143 112V113H144ZM140 113V114H139ZM146 113H144V115H146ZM65 114H66V116H65ZM105 113H104V115H106ZM155 114V113H154ZM111 115V114H110ZM122 115V116H121ZM139 116H141V118L142 119H139L140 117ZM119 117V118H118ZM134 117H136V119L134 118ZM147 117V116H146ZM151 117H153V116H151ZM151 117H150V119H146L145 121H144V124H145V122L147 121L148 123H149V121L148 120H150L151 122H152V119H151ZM101 118V119H100ZM113 118V119H112ZM115 118V119H114ZM140 120V121H139ZM151 122H150V124H151ZM119 124V125H118ZM129 124H128V126L127 127H129ZM133 124H132V126H133ZM114 127V128H113ZM126 127V128H127ZM130 127H131V125H130ZM152 127V126H151ZM145 128V129H144ZM146 129H148L147 131H146ZM151 130V131H150ZM146 131V132H145ZM152 132V133H151ZM145 133H147V134H145ZM145 136H144V135ZM148 134H149V136H148ZM141 138H142V140H141ZM139 141V142H138ZM142 141V142H141ZM146 143V144H144V142ZM125 145V144H124ZM139 146V147H138ZM143 146H145V147H143ZM97 147V146H96ZM140 147H142V148H140ZM117 149V150H116ZM139 149V150H138ZM141 149V150H140ZM109 151V152H108ZM136 152V153H135ZM93 154H95V155H93ZM152 166V167H151ZM133 168V169H134ZM150 168V169H149ZM142 169V170H141ZM144 169V170H143ZM151 170V171H150ZM184 169H180V170H173L172 171V174L173 173H175V174H173V175H175L174 177H173V175L171 174V175H169V176H172V178L171 177H169L171 180H173V183L176 185V187H179L178 189H180V187L182 188L183 186L185 187V189H187V191H188V187H189V189L191 188H194V187H196V185H198L199 183L197 182L196 184L193 182V181H191L189 178L188 179H186L187 178V175H186V171L184 172L183 171ZM146 171V172H145ZM182 171V172H181ZM149 172H150V174H149ZM188 172V171H187ZM153 173V172H152ZM185 174V175H184ZM176 175L179 177V182H178V180L176 179V182H175V177H176ZM185 176V177H184ZM184 178V179H183ZM151 179V180H150ZM149 182H148V181ZM152 180L154 181V183L152 182ZM170 180V181H171ZM187 180H190L192 183H190L189 184V182L187 181ZM143 181V182H142ZM186 183V185L183 183ZM178 182V183H177ZM171 183H172V181H171ZM158 184H159V181H158ZM157 184V185H158ZM184 184V185H183ZM188 184V185H187ZM192 184H195L194 186L192 185ZM161 185V184H160ZM180 185V186H179ZM190 185H192L191 187H190ZM186 186H187V188H186ZM184 187L182 188V189H184ZM154 188V189H153ZM181 189V193H183V192H187V191H183ZM190 189V190H191ZM196 189V188H195ZM195 189H194V191H195ZM138 190H136V191H138ZM190 190H189V192H190ZM183 191V192H182ZM104 208L102 207V205H100V206H97V207H94V208H91V209H89V210H87V212H85V214L83 213L82 215H80V216H77V217H75L74 219H71V223L69 224V226L68 227H62V229H60L59 231H57L58 232V235L56 234V235H54V237L56 236V237H59V239H69V238H74V235H79V234H81V233H83V234H88V236L90 235V237H93V236H97V237H99V238H104V237H110L111 236V234H112V226L110 225V223L112 222V220L109 218L110 216L109 215H106V212H102V210H103ZM226 211V210H225ZM223 212V214L225 213L224 211H221V213ZM246 212H248L249 213V211H246ZM108 216V217H107ZM71 226V227H70ZM108 226H110V230H109V227ZM1 227V226H0ZM70 227V228H69ZM72 228V229H71ZM108 228V229H107ZM1 229V228H0ZM69 229H71V230H69ZM74 229V230H73ZM14 230V229H13ZM15 230H17V228L15 229ZM20 230V229H19ZM47 230V229H46ZM69 230V231H68ZM2 231L4 232V230H3V228H2ZM2 231L0 232V234L2 233ZM44 231H45V229H44ZM44 231H42V233L44 232ZM48 231H50V230H48ZM46 232V233H48V234H50L51 233V231L50 232ZM54 231H52V233H53ZM45 233V234H46ZM94 233L96 234V235H94ZM45 234L43 233V236H45ZM82 234V235H83ZM47 235V234H46ZM50 236H51V234H50ZM84 236H86V235H84ZM87 237V236H86ZM26 238H29L30 240H32V239H35V238H37L36 236H32V235H28V236H26ZM232 238H229V240L230 241H233V239L231 240ZM61 252H65V250H62ZM66 253V252H65ZM39 255H40V252H39V250H36L35 249V247H29V246H26V245H14V244H12V243H5V244H3V243H1L0 244V264H39Z\"/></svg>",
    "mask_w": 264,
    "mask_h": 264
}]
</instances>
